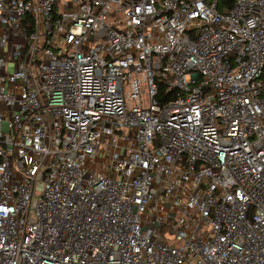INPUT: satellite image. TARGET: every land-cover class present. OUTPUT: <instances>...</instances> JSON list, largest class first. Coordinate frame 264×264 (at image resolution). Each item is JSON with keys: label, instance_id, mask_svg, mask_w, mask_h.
<instances>
[{"label": "built area", "instance_id": "obj_1", "mask_svg": "<svg viewBox=\"0 0 264 264\" xmlns=\"http://www.w3.org/2000/svg\"><path fill=\"white\" fill-rule=\"evenodd\" d=\"M0 264H264V0H0Z\"/></svg>", "mask_w": 264, "mask_h": 264}, {"label": "trees", "instance_id": "obj_2", "mask_svg": "<svg viewBox=\"0 0 264 264\" xmlns=\"http://www.w3.org/2000/svg\"><path fill=\"white\" fill-rule=\"evenodd\" d=\"M232 4V0H218V8L221 10L223 7H229Z\"/></svg>", "mask_w": 264, "mask_h": 264}]
</instances>
